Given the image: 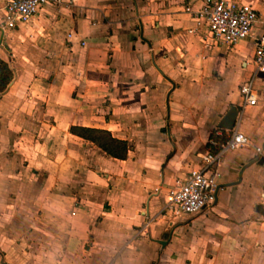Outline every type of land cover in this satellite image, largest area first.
Wrapping results in <instances>:
<instances>
[{
    "label": "crops",
    "instance_id": "obj_1",
    "mask_svg": "<svg viewBox=\"0 0 264 264\" xmlns=\"http://www.w3.org/2000/svg\"><path fill=\"white\" fill-rule=\"evenodd\" d=\"M206 1L71 0L0 30L14 72L0 94V264H264V74L257 105L241 96L264 0H246L258 22L235 45L209 37ZM232 108L252 146L222 156L205 212L166 216L212 135L229 137ZM72 127L126 141L127 159Z\"/></svg>",
    "mask_w": 264,
    "mask_h": 264
},
{
    "label": "built area",
    "instance_id": "obj_2",
    "mask_svg": "<svg viewBox=\"0 0 264 264\" xmlns=\"http://www.w3.org/2000/svg\"><path fill=\"white\" fill-rule=\"evenodd\" d=\"M70 1L5 0L0 30L5 32L28 23L50 3L61 5ZM198 18L206 20L209 37L213 42L235 45L250 38L258 22V12L246 0L236 2L207 0L202 11L198 13ZM254 64L256 66L254 75L241 87L244 107L255 106L258 102L255 78L258 74H264V34L255 41ZM229 133L228 141L218 153L208 152L203 157L201 165L192 171L184 182L178 183L169 191L163 208L166 216L173 219L196 216L205 212L215 202L220 186L218 165L222 156L252 146V141L239 131L233 129ZM210 144L218 147L216 141L212 140ZM257 153L261 155L262 148H257Z\"/></svg>",
    "mask_w": 264,
    "mask_h": 264
},
{
    "label": "trees",
    "instance_id": "obj_3",
    "mask_svg": "<svg viewBox=\"0 0 264 264\" xmlns=\"http://www.w3.org/2000/svg\"><path fill=\"white\" fill-rule=\"evenodd\" d=\"M13 79V70L6 62L0 60V94L7 91ZM71 133L95 144L112 158L126 160L128 157V143L126 141L114 138L108 131L72 127ZM212 139H214L218 143V147L216 149H214L211 144L209 145V148L211 149V151H213V153H218L221 150V147L228 141L227 136H223L222 138H220L215 134L212 135Z\"/></svg>",
    "mask_w": 264,
    "mask_h": 264
},
{
    "label": "water",
    "instance_id": "obj_4",
    "mask_svg": "<svg viewBox=\"0 0 264 264\" xmlns=\"http://www.w3.org/2000/svg\"><path fill=\"white\" fill-rule=\"evenodd\" d=\"M237 118H238V110L236 108H232L224 118L223 122L221 123V128L230 131L233 130L236 125ZM258 210L261 211L264 215L263 205L258 206Z\"/></svg>",
    "mask_w": 264,
    "mask_h": 264
}]
</instances>
